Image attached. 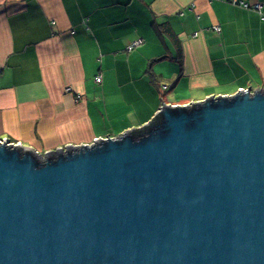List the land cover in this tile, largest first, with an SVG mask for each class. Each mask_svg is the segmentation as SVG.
Here are the masks:
<instances>
[{
    "label": "water",
    "instance_id": "1",
    "mask_svg": "<svg viewBox=\"0 0 264 264\" xmlns=\"http://www.w3.org/2000/svg\"><path fill=\"white\" fill-rule=\"evenodd\" d=\"M155 116L44 154L1 140L0 264H264V87Z\"/></svg>",
    "mask_w": 264,
    "mask_h": 264
},
{
    "label": "crops",
    "instance_id": "2",
    "mask_svg": "<svg viewBox=\"0 0 264 264\" xmlns=\"http://www.w3.org/2000/svg\"><path fill=\"white\" fill-rule=\"evenodd\" d=\"M256 3L0 0V140L44 154L142 128L163 104L264 87Z\"/></svg>",
    "mask_w": 264,
    "mask_h": 264
},
{
    "label": "built area",
    "instance_id": "3",
    "mask_svg": "<svg viewBox=\"0 0 264 264\" xmlns=\"http://www.w3.org/2000/svg\"><path fill=\"white\" fill-rule=\"evenodd\" d=\"M243 6H246L248 7V4L246 3H243ZM261 4L259 3H256L254 4V6H252V9L258 11L262 17H264V12H262L261 10ZM213 30H215L216 32H219L220 31V27L218 25H215L212 27ZM143 40L141 38H139L138 40L134 41L129 47H128V50H132L134 49L135 47L139 46L140 44H142ZM96 81L97 82H100L101 81V77L100 76H97L96 77ZM71 88L70 87H67L66 90H70ZM1 141V140H0ZM12 143V142H11ZM15 144H18V143H15Z\"/></svg>",
    "mask_w": 264,
    "mask_h": 264
},
{
    "label": "trees",
    "instance_id": "4",
    "mask_svg": "<svg viewBox=\"0 0 264 264\" xmlns=\"http://www.w3.org/2000/svg\"><path fill=\"white\" fill-rule=\"evenodd\" d=\"M155 118H156V116H155ZM155 119H153L152 121H154Z\"/></svg>",
    "mask_w": 264,
    "mask_h": 264
}]
</instances>
